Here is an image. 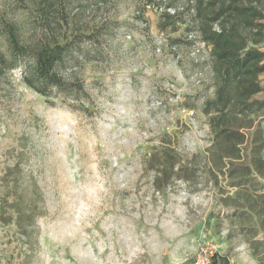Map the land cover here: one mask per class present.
<instances>
[{
    "label": "rangeland",
    "instance_id": "374dc122",
    "mask_svg": "<svg viewBox=\"0 0 264 264\" xmlns=\"http://www.w3.org/2000/svg\"><path fill=\"white\" fill-rule=\"evenodd\" d=\"M148 1L0 0V48L8 25L26 46L67 44L58 72L69 82L39 94L23 80L28 57L0 76V264H264V177L238 174L264 110L243 129L242 158L223 166L202 109L214 96L210 51L189 49L198 22L187 14L163 31L174 22L163 12L188 0ZM248 34L264 51V32ZM165 148L187 179L153 157ZM159 164L172 178L156 185Z\"/></svg>",
    "mask_w": 264,
    "mask_h": 264
},
{
    "label": "trees",
    "instance_id": "16d2710c",
    "mask_svg": "<svg viewBox=\"0 0 264 264\" xmlns=\"http://www.w3.org/2000/svg\"><path fill=\"white\" fill-rule=\"evenodd\" d=\"M162 3V0H160ZM260 0H188L182 6L170 5L172 12L165 11L163 15L174 22L161 23V30L168 29L169 23L177 28L188 20L183 17L189 14L198 22V36L191 34L194 48L203 46L210 51V60L214 73V96L207 98L202 106L203 112L209 116L212 131V150L220 152L223 166L224 159H241V145L246 142L247 134L243 129L254 125L250 115L264 110V98L255 96L264 91L261 75L264 74V51L250 44L248 33L263 35L264 8L259 6ZM149 0L148 3H154ZM51 3L48 4L50 6ZM162 8V7H161ZM44 14H51V7L43 9ZM173 19V20H172ZM197 39V40H196ZM256 43L260 42L255 40ZM177 47V46H175ZM68 51L67 44L57 41L26 46L20 43L14 25H8L7 49L0 48V76L11 71L25 58H31L24 71V83L49 97L52 90L58 93L67 90L68 80L58 72V67L64 62ZM75 67H66L64 74L73 73ZM251 122V123H250ZM162 153L154 152L153 157L163 156V162L171 164V171L179 179H187V165L181 162L178 154L171 148H165ZM151 158V160L153 159ZM232 163V162H231ZM233 164V163H232ZM154 182L167 178V168L160 164L156 166ZM264 177V128L258 127L252 141V161L238 170L241 177L250 176L253 171ZM7 174V172H6ZM242 178L238 185L245 183ZM18 179L10 186L16 193V199H22L18 194ZM23 191V189H22ZM13 206L17 203L12 202ZM17 220H28L29 226L35 224V215L26 213L18 206ZM27 235V234H26ZM221 257V262L218 258ZM212 264H229V258L221 255L211 257Z\"/></svg>",
    "mask_w": 264,
    "mask_h": 264
},
{
    "label": "built area",
    "instance_id": "2783aa9c",
    "mask_svg": "<svg viewBox=\"0 0 264 264\" xmlns=\"http://www.w3.org/2000/svg\"><path fill=\"white\" fill-rule=\"evenodd\" d=\"M201 47H203V46H201ZM201 47L199 46V47H196L195 49V51H200V49H201ZM194 52V51H193ZM195 53V52H194ZM192 114H193V112H192Z\"/></svg>",
    "mask_w": 264,
    "mask_h": 264
}]
</instances>
